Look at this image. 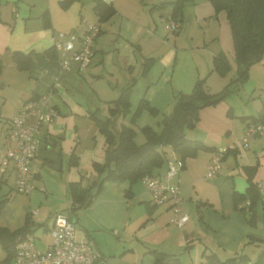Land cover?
I'll return each instance as SVG.
<instances>
[{
	"label": "crops",
	"instance_id": "1",
	"mask_svg": "<svg viewBox=\"0 0 264 264\" xmlns=\"http://www.w3.org/2000/svg\"><path fill=\"white\" fill-rule=\"evenodd\" d=\"M52 1L54 0H46V6L42 7L40 12L34 13L33 7L25 0H0V61L2 63L0 80L3 81V87L9 86L12 90L10 96H4L5 101L2 103H6L8 98L15 100L13 113L10 116H0V128L18 113L21 102L46 93H50L51 104L57 111L55 119L40 129L39 147L30 168V179L39 189L36 188L26 195L15 193L14 164L11 161L6 165L0 162V179L7 183L11 178L13 185L8 190L14 189L0 214V226L15 230L23 225L28 216L34 230L36 247L40 250H46L51 244L49 229L53 226L55 214L68 211L71 200L68 184L80 181L82 186L87 187L98 179L99 176L91 168V164L103 163L105 146V136L100 133L98 124L90 116L91 113H95L97 118L98 113H106L105 109L82 104L69 90L71 86L69 78L76 76L77 71L83 73L85 69L80 71L76 60H71L69 67L63 69L60 54L51 46L49 37L52 33L60 31L74 32L81 36L86 31L88 23H98L100 31L93 40L92 56L93 59L95 58L94 62L102 64L96 67L90 65V61L88 67L95 68L85 73L87 76H93L92 70L96 71L106 66L107 54L103 57L102 54L107 51L108 35L106 34L110 26L107 25L108 21L116 14L122 13L118 37L126 41L130 36H127L123 29V21H131L121 9L122 0H102L113 6L115 13L109 19L99 22L93 9L95 0H88L92 12L84 10L83 15L79 12V24L73 22L69 27L56 21L51 7ZM60 1L57 0L59 13L67 12L78 2L81 9H84L86 4L84 0H74L68 7L63 8ZM45 12H48L50 20L48 27H45ZM135 23L139 30L145 28L142 23ZM181 30L182 27L175 34L180 33ZM136 50L142 52L140 45H136ZM219 50V53H223L220 48ZM13 51L31 55L29 70L17 69L11 57ZM171 56L172 50H169L163 59L170 61ZM147 58H151V61L145 66ZM154 60L153 56H143L144 78H147ZM262 61L264 65V59L260 62ZM131 68L132 65H129V71ZM258 70L264 73L261 65L251 66L247 79L252 81L253 93L258 88L264 90V80L255 74ZM8 71L12 74L26 75L13 78L7 75ZM201 73L199 71L194 78L182 83L175 84L172 77L149 82L145 94L138 102L144 99L158 110L153 97L156 94H164L166 104L163 109L167 111L163 112L164 116L171 112L178 93H190L193 90L198 77H203ZM207 75L206 90L210 93L220 91L226 83V77L219 76L220 79H217L211 73ZM137 83L138 80L131 76L118 88L119 96L120 90L130 84L129 111L130 96ZM152 83H155V86L153 84V87L149 88ZM239 89L236 95L240 93ZM149 90H152V98L147 96ZM117 97L106 102L108 110L114 106L113 101ZM238 98L242 99V97ZM254 103L255 101H252L250 107H244L245 109L240 107L237 110L235 104L227 99L199 110L198 121L194 124V128H190L186 133L189 138L185 137L201 141L213 150H199L194 157L187 158L184 161V168L180 169L172 179V182L179 187L182 198L181 211L188 216L183 226L179 227L171 222L173 211L169 204L155 205L152 202L151 194L141 178L133 184L104 181L90 205L75 210L73 215L76 231L77 226L80 229L78 235L76 232V236L78 239L87 238L94 242L102 256L100 264H154L151 250L178 256L177 251L182 249L184 257L189 260L188 264H200L203 253H214L218 257L220 253L228 251L246 254L247 242L254 240L256 236L252 234L254 238L249 237L250 230L254 229L249 227L244 215L234 209L233 193L246 192L247 177H250L255 184L264 177V152H262L264 136L250 138L246 147L241 143L246 127L264 115V104L254 105ZM125 114L120 113L116 116ZM107 117L108 115L105 120ZM144 118V121H148L146 117ZM112 122L115 131H118L122 125L128 126L122 123L117 128ZM146 123L148 124L139 125L138 129L146 125L150 126L151 122ZM0 146H5L4 139H0ZM167 148V151L178 158L170 147ZM220 148L230 150L222 158L218 172L206 178L207 165ZM72 151L78 156L75 165L69 164ZM166 169L164 162V165L155 169L152 175L163 178ZM41 187L43 190H40ZM127 190L128 194H126ZM225 217H228L230 222L219 221ZM40 226L42 233L36 236L35 230ZM242 242L244 244L240 247Z\"/></svg>",
	"mask_w": 264,
	"mask_h": 264
},
{
	"label": "rangeland",
	"instance_id": "2",
	"mask_svg": "<svg viewBox=\"0 0 264 264\" xmlns=\"http://www.w3.org/2000/svg\"><path fill=\"white\" fill-rule=\"evenodd\" d=\"M25 1L33 7L34 13L40 12L39 10L46 6V0ZM85 1L86 4L84 9H81L80 3L78 2L71 6L65 13L58 12L59 8L57 0L52 1L51 7L56 21L68 25L69 27L73 22L79 24V12H81L82 15L84 14V10L92 12L88 0H84V2ZM162 1L164 0H122L121 9L131 20L123 21V29L127 36H130V39L126 41L118 37L122 13L116 14L107 23V25H110L108 26L109 29L106 34L108 35V40L106 42L107 51L102 54V57L105 56V54L108 56H105L106 66L104 68L96 69V71L92 70L93 76H87L85 74L89 69L95 68L89 66L83 73L77 71L75 74L76 76L69 78V83L71 85L69 89L70 93H72L77 100L84 105L89 104L90 106H100L101 108H104L106 113H98V115L103 117L108 115L111 121L114 122V126L117 128L122 123L134 127L137 131L135 136V142L137 144L144 142V135L141 131L143 127L138 129V126L141 124H148L146 122H151L150 126L159 130L160 120L163 116L162 114L163 112H167L163 109L166 104L164 94H156L153 97V101L157 103L159 111L157 110L155 114H151L149 110L143 109L145 111L142 112V110V113H139L140 115L137 116V119L134 122L130 121L131 113L135 110L138 100L143 94H145L144 92L146 91L149 82H155L157 79H170L172 77V81L175 82V84L182 83L189 78H194V76L198 75V72L201 71L203 77H198L196 82L205 79L206 76H208L207 74L211 73V75L217 79H220L219 76H225L226 85L235 75L236 62L234 48L231 30L226 19L225 11H219L216 13L208 0H184L182 7V30L180 33L175 34L169 33L165 29V25L170 22L169 14H171V6L166 5L161 9H151L154 4ZM135 22L142 23L145 28L139 30ZM136 45H140L142 52L136 50ZM219 48L223 51V54L226 56L230 65L229 71L225 74H220L213 69V56L219 54ZM169 50H172V56L170 61H167L166 59H163V57ZM143 56H153L155 58L153 61L154 64L149 70L147 78H144V75H142ZM94 61L95 58L93 59L92 56L90 65L92 64L97 67L102 64ZM255 64L261 65L264 69L263 61ZM129 65H132L131 71L128 69ZM255 74L257 77H261V79L264 80L263 71L258 70ZM7 75L16 78L18 75L24 77L26 74H12V72L8 71ZM131 76L138 80V83L134 86L130 96V111L126 112L125 115L113 117L107 109L106 102L118 96V88ZM251 82L252 81L246 80L243 84H240L239 87H242L239 89L240 93L236 95V92H232L227 95L223 101L228 99L229 102L235 104L234 106L237 110H239L240 107H250L252 101H255L254 105L264 104V90L258 88L253 93L254 89ZM205 84H207V82H205ZM152 85L155 86V83L150 84L149 88L153 87ZM224 86H222L221 89ZM11 91V87H3V81L0 80V116H10L14 111V98H8L6 103H2L5 101L4 96H10L9 93L11 94ZM151 91L152 90L148 91L147 96L152 98ZM252 93L253 96L249 98ZM238 97H242V99L239 100ZM144 117H146L148 121H144ZM190 128L192 129L194 127H185L184 129L183 134L187 138L189 137L186 133H188ZM100 133L103 134L101 131ZM166 149L168 148L166 147ZM166 157L175 160V157L169 150L166 151ZM12 185L13 182L10 178L7 183H3L0 194L2 196L8 194L9 198H11L10 193L13 192L14 189H8L12 187ZM15 193L19 192L15 191ZM219 221H226L225 223H228L230 222V219L228 220V217H225ZM249 227L254 229L250 230V234L255 235L256 238L247 242L248 246L246 245L247 248L245 251L249 261H254L264 246V221L260 220L255 226L249 225ZM35 232H37L36 236H40L42 233V227L40 226ZM76 232L77 235L78 232H80L78 226ZM246 241L247 239L245 242ZM243 244L244 242L241 243L240 247ZM182 252V249L177 251V253H179L180 264H188L189 260L184 257V252ZM233 254H235V251H228L220 253L219 257L220 259H225L233 256ZM4 256L5 252L0 245V260H2Z\"/></svg>",
	"mask_w": 264,
	"mask_h": 264
},
{
	"label": "trees",
	"instance_id": "3",
	"mask_svg": "<svg viewBox=\"0 0 264 264\" xmlns=\"http://www.w3.org/2000/svg\"><path fill=\"white\" fill-rule=\"evenodd\" d=\"M72 2L74 0H61L60 5L66 8ZM183 2L184 0H165L154 4L152 8L161 9L166 5H170V18L178 20L181 25ZM208 2L216 13L225 11L231 30L236 62L234 77L220 91L215 93H210L206 90L205 79L198 80L190 93H178L171 112L163 116L159 130H155L149 125L141 129L145 138L141 144L135 142L136 131L131 126L122 125L118 131H115L111 125L110 117L101 122L95 117V113H91L90 116L98 124L100 131L105 136L104 161L103 163L93 162L91 168L96 172L97 176L105 168H108V174L104 181H121L133 184L145 174L152 175L155 169L164 165L167 146L177 155L181 162V169L185 166L184 161L187 158L194 157L199 150H213L212 147L205 145L201 141L187 139L183 134L184 129L185 127L194 126L198 120L200 109L214 106L223 101L230 93L236 92L239 89V85L248 79L251 66L263 59L264 0H208ZM93 9L98 16L99 22L109 19L115 13L114 7L102 0H95ZM44 15L45 27H48L50 24L48 12H45ZM11 57L18 70H29L32 60L29 53L13 51ZM150 61L151 58L145 59V66ZM1 69L2 63L0 61V72ZM213 69L220 74H225L229 71L230 65L223 53L213 56ZM129 91L130 84L120 90L119 96L113 101L114 106L109 108L111 116L114 117L120 113L125 114L129 111ZM143 109L149 110L151 114L157 112V109L149 105L144 99H141L133 111L130 121L134 122ZM257 122H264V115L260 116L254 123ZM229 150L225 149L223 157ZM77 161L78 156L72 151L69 164L75 165ZM5 182V180L0 179V193L1 187ZM96 183L97 180L87 187L82 186L80 181L68 184L71 203L67 214L72 221L74 220L73 214L76 209L87 207L92 202L95 195L91 194L90 190ZM102 183L99 185L98 190ZM247 183L248 186L245 193L241 194L236 191L233 193V207L244 215L250 226H255L258 221H264V207L259 203L256 184L252 182L250 177H247ZM126 194H128V190ZM8 199V194L3 196L0 194V214ZM246 199L250 201L247 209L240 206V203ZM33 232L34 230L28 216L23 225L15 230L0 226V245L5 252L0 264H11L16 253V238L33 234ZM249 237L251 239L254 238L252 234H249ZM150 253L154 256V264H180V260L175 254L157 250H151ZM200 264H264V246L254 261H249L244 253H237L225 259H220L214 253H203V260Z\"/></svg>",
	"mask_w": 264,
	"mask_h": 264
},
{
	"label": "built area",
	"instance_id": "4",
	"mask_svg": "<svg viewBox=\"0 0 264 264\" xmlns=\"http://www.w3.org/2000/svg\"><path fill=\"white\" fill-rule=\"evenodd\" d=\"M180 27V22L173 18L165 25L169 33H175ZM99 31L98 23H88L81 36L74 32L52 33L49 41L60 54L61 67L66 69L71 60H76L80 71L86 69L93 54V40ZM56 116L57 111L51 104L50 93H46L21 102L18 113L0 128V139L5 140V146H0V162L3 165L13 162L16 192L29 194L32 190L39 189L30 179V168L39 147L40 129L50 124ZM255 136H264V122L251 123L246 127L241 138L242 145L246 147L248 140ZM224 152L225 149L220 148L211 157L205 173L206 178L218 172ZM172 155L174 156L173 153ZM165 164L167 169L163 178L145 174L141 181L147 186L155 205H170L173 211L171 222L181 227L188 220V216L181 211L179 187L172 182L181 169V162L176 157L175 160L166 157ZM256 190L259 203L264 207V177L256 183ZM249 204V199H246L240 206L247 209ZM49 233L52 241L46 250L36 247L33 234L18 236L15 240L16 253L11 264H99L101 261L102 256L93 241L76 237L75 223L67 213L55 214Z\"/></svg>",
	"mask_w": 264,
	"mask_h": 264
},
{
	"label": "water",
	"instance_id": "5",
	"mask_svg": "<svg viewBox=\"0 0 264 264\" xmlns=\"http://www.w3.org/2000/svg\"><path fill=\"white\" fill-rule=\"evenodd\" d=\"M97 118L100 119L101 121H105V117L101 115H97ZM107 174H108V168H105L104 171L99 175L96 185L90 190L91 194L95 195L97 193L99 185L105 180ZM73 222L74 223L76 222L75 219L73 220ZM158 264H162V263H158Z\"/></svg>",
	"mask_w": 264,
	"mask_h": 264
}]
</instances>
